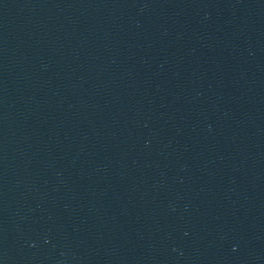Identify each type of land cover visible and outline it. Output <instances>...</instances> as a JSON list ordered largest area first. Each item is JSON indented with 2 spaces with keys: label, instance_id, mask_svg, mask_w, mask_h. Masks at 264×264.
<instances>
[{
  "label": "water",
  "instance_id": "1",
  "mask_svg": "<svg viewBox=\"0 0 264 264\" xmlns=\"http://www.w3.org/2000/svg\"><path fill=\"white\" fill-rule=\"evenodd\" d=\"M0 264H264V0H0Z\"/></svg>",
  "mask_w": 264,
  "mask_h": 264
}]
</instances>
